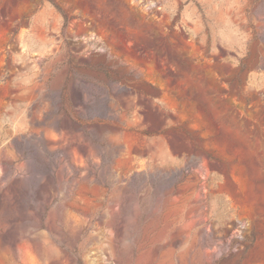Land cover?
Returning a JSON list of instances; mask_svg holds the SVG:
<instances>
[{
  "label": "rangeland",
  "instance_id": "rangeland-1",
  "mask_svg": "<svg viewBox=\"0 0 264 264\" xmlns=\"http://www.w3.org/2000/svg\"><path fill=\"white\" fill-rule=\"evenodd\" d=\"M0 264H264V0H0Z\"/></svg>",
  "mask_w": 264,
  "mask_h": 264
}]
</instances>
